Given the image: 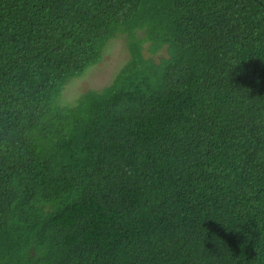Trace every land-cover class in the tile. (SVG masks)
I'll use <instances>...</instances> for the list:
<instances>
[{
	"label": "trees",
	"instance_id": "obj_1",
	"mask_svg": "<svg viewBox=\"0 0 264 264\" xmlns=\"http://www.w3.org/2000/svg\"><path fill=\"white\" fill-rule=\"evenodd\" d=\"M0 264H264V0H0Z\"/></svg>",
	"mask_w": 264,
	"mask_h": 264
},
{
	"label": "rangeland",
	"instance_id": "obj_2",
	"mask_svg": "<svg viewBox=\"0 0 264 264\" xmlns=\"http://www.w3.org/2000/svg\"><path fill=\"white\" fill-rule=\"evenodd\" d=\"M125 37H118L108 45L100 62L90 67L83 75L73 78L65 87L63 101L74 102L80 93L89 88H102L108 85L129 59ZM148 55L150 52L145 50ZM165 54L162 49L158 54ZM158 54L156 55L158 57Z\"/></svg>",
	"mask_w": 264,
	"mask_h": 264
}]
</instances>
